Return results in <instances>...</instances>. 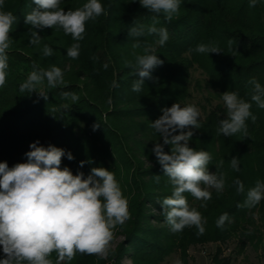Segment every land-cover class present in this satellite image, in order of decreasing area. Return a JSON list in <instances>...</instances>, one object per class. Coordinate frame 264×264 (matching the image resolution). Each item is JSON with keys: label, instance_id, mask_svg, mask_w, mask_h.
Returning <instances> with one entry per match:
<instances>
[{"label": "trees", "instance_id": "16d2710c", "mask_svg": "<svg viewBox=\"0 0 264 264\" xmlns=\"http://www.w3.org/2000/svg\"><path fill=\"white\" fill-rule=\"evenodd\" d=\"M87 2L60 0V8L76 10ZM99 2L107 14L87 21L80 41L59 28L31 29L26 25L25 16L36 7L33 0H5L3 6L16 20L9 33L12 43L7 50L6 82L0 87V162L9 168L26 163L25 154L36 141L45 148L56 146L74 157L68 160L65 155L61 168L68 167L73 175L82 172L87 178L92 168L103 167L114 173L128 201L130 218L113 229V240L117 234L123 238L115 248L110 247L108 256L77 253L69 264H125L126 257L131 264H169L165 260L173 252L179 253L181 264H190L191 245L225 243L239 237V252H243L248 243L258 246L264 242V199L252 208L237 206L244 203L257 180L264 182V109L251 101L249 83L255 79L264 86V0H257L255 7H249L250 0H181L179 13L171 21L162 13L142 8L138 0ZM153 17L158 21L155 26L168 32L163 46L155 43V34L129 36L136 22L151 25ZM32 30L41 37L39 44L30 43ZM137 42L140 47L134 48ZM201 42H215L223 52L197 53L194 49ZM73 43L80 44L77 59L67 56ZM45 45L53 49L51 56L43 55ZM147 45L155 48L154 54L163 64L151 71V78L144 79L140 92H134L132 85L139 77L126 62L135 64ZM34 64L46 70L60 68L66 86L52 88L45 80L37 90L42 89L47 100L37 92H21L20 85ZM198 69L203 78H194L193 71ZM192 84L199 91L208 90V104L201 105L200 129H185L194 133L189 147L210 153V173H225L223 192L209 189L211 199L206 207L200 206L203 201L184 194L207 221L203 235H197L194 226L173 233L165 216L152 211H163L161 202L171 196L172 185L152 151L163 138L151 123L174 103L194 105L190 101ZM226 91L252 103L251 112L257 119L246 121L247 136L225 137L217 131L227 115L221 97ZM64 92L74 93L78 100L64 98ZM95 124L99 127L94 131ZM170 148L164 145L165 152L170 153ZM232 157L239 159V171L230 167ZM221 160L223 166L216 167ZM237 179L244 185L243 193H237ZM224 213L231 222L218 228L216 221ZM154 220L161 224L154 226ZM222 252L219 246L212 257L214 264L231 263V256H221ZM49 258L55 264L56 253Z\"/></svg>", "mask_w": 264, "mask_h": 264}, {"label": "clouds", "instance_id": "9594fccd", "mask_svg": "<svg viewBox=\"0 0 264 264\" xmlns=\"http://www.w3.org/2000/svg\"><path fill=\"white\" fill-rule=\"evenodd\" d=\"M35 8L25 16V24L31 29L59 28L65 35L70 34L74 41L83 39L86 22L106 15L104 6L99 0H88L76 10L60 8V0H33ZM136 2V0H131ZM140 6L155 14H163L171 21L180 10L181 0H138ZM5 0H0V87L6 82L8 68L7 50L12 39L9 33L16 17L10 11H4ZM257 0H250L249 7H255ZM158 23L153 17L151 25L136 22L129 29V36L141 37L157 35L156 44L163 46L168 40L165 28H157ZM31 44H39L41 37L31 31ZM231 44V41H229ZM140 47L139 42L133 44ZM80 44L73 43L67 49V56L72 59L79 57ZM197 53L223 52L215 42L199 43L194 49ZM155 48L147 45L142 55L136 56V63L126 62V66L134 69L139 77L132 85V91L140 92L145 78H151V71L162 65ZM53 49L45 45L43 55L51 56ZM34 70L27 80L20 85L21 92H37L47 100V94L38 86L47 81L49 87L66 86L64 74L58 67L50 69L33 65ZM251 101L264 109V86L252 79ZM114 86H117L114 84ZM64 98L78 100L74 93L64 92ZM226 106V118L220 121L218 133L231 137L237 133L247 136L246 121L256 116L251 112L252 103L240 98L238 93L226 91L221 94ZM67 107V105H65ZM162 115L151 123V127L163 138L152 149L164 175L172 185V194L162 200V214L173 233L182 232L186 227H195L197 235H203L207 223L201 213L191 207L185 193L191 194L196 200L203 201L201 207L207 206L211 199V191L222 193L225 188V173H210L208 165L212 157L207 151H197L189 147L193 131L200 129V112L195 105L181 107L174 103L170 108L162 109ZM99 125H93L95 131ZM179 130V134L177 131ZM39 141L30 145L25 155L26 163H17L9 168L6 162H0V246L4 253L0 264H53L49 257L56 253L55 264H69L77 253L96 255L106 258L110 243L113 240V229L123 225L129 218L128 201L123 196L119 183L113 172L94 167L91 174L84 177L80 172L73 175L68 167L61 168L62 158L73 155L56 146L47 148L38 146ZM164 145H170V153L164 151ZM84 161L80 162L83 167ZM221 160L216 167H222ZM230 167L239 171V159L232 157ZM159 181V176H156ZM237 193L244 192L240 180L235 181ZM264 199V182L257 180L255 186L247 191L246 199L238 207H255ZM231 222L229 214H222L216 221L218 228L225 222Z\"/></svg>", "mask_w": 264, "mask_h": 264}, {"label": "rangeland", "instance_id": "374dc122", "mask_svg": "<svg viewBox=\"0 0 264 264\" xmlns=\"http://www.w3.org/2000/svg\"><path fill=\"white\" fill-rule=\"evenodd\" d=\"M193 74L194 78H203V74L199 69L194 70ZM191 89L193 92V96L190 101L194 103L200 113H203V108L201 107V105L208 104V100L205 98L208 93V90L204 89L202 91H199L195 89L194 84L191 85ZM215 102L216 100H213V103ZM152 211L155 214L162 213L160 209H152ZM153 222L154 223L152 224L154 226H159L161 224L156 220H154ZM162 226L166 225L163 223ZM122 238L123 235L117 234L116 239L111 241L110 247L115 248L117 242H119ZM219 246L223 251L221 256H231L232 259L230 264H264V242H261L258 246L254 245L252 242L248 243L243 252H239V237H232L228 239L225 243L209 241L205 243L191 245L188 250L191 255L189 257L190 264H214L212 257ZM165 262L169 264H181L179 253H171L167 256ZM124 263L131 264L130 258H124Z\"/></svg>", "mask_w": 264, "mask_h": 264}]
</instances>
